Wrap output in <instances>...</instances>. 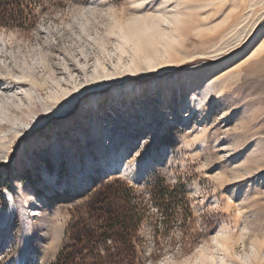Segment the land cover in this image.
<instances>
[{
  "label": "rangeland",
  "instance_id": "obj_1",
  "mask_svg": "<svg viewBox=\"0 0 264 264\" xmlns=\"http://www.w3.org/2000/svg\"><path fill=\"white\" fill-rule=\"evenodd\" d=\"M25 5L0 26V264H264V0Z\"/></svg>",
  "mask_w": 264,
  "mask_h": 264
},
{
  "label": "trees",
  "instance_id": "obj_2",
  "mask_svg": "<svg viewBox=\"0 0 264 264\" xmlns=\"http://www.w3.org/2000/svg\"><path fill=\"white\" fill-rule=\"evenodd\" d=\"M26 1L27 0H0V26H7L10 24L14 27L22 28L28 22L26 15L27 7L25 5ZM161 184V181H154L151 183L150 187L154 191L158 189ZM161 189L162 193L160 194V197H167V187H161ZM178 191L182 192L180 189H178ZM113 223L120 230H127L129 227V223H127L126 218H117L113 221ZM131 236V233H119L118 237L120 241L124 242L123 244L126 246L119 248L118 252L130 254L132 256L135 254L134 248L131 246V244H128V239Z\"/></svg>",
  "mask_w": 264,
  "mask_h": 264
},
{
  "label": "bare ground",
  "instance_id": "obj_3",
  "mask_svg": "<svg viewBox=\"0 0 264 264\" xmlns=\"http://www.w3.org/2000/svg\"><path fill=\"white\" fill-rule=\"evenodd\" d=\"M8 198L10 199V206L11 208L14 206L13 200L11 199V196L9 195Z\"/></svg>",
  "mask_w": 264,
  "mask_h": 264
}]
</instances>
